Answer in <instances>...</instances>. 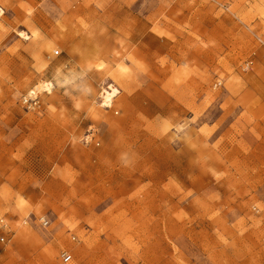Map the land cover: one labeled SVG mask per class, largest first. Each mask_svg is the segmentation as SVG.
I'll use <instances>...</instances> for the list:
<instances>
[{
  "label": "rangeland",
  "instance_id": "1",
  "mask_svg": "<svg viewBox=\"0 0 264 264\" xmlns=\"http://www.w3.org/2000/svg\"><path fill=\"white\" fill-rule=\"evenodd\" d=\"M252 143L264 0H0V264H264Z\"/></svg>",
  "mask_w": 264,
  "mask_h": 264
},
{
  "label": "built area",
  "instance_id": "2",
  "mask_svg": "<svg viewBox=\"0 0 264 264\" xmlns=\"http://www.w3.org/2000/svg\"><path fill=\"white\" fill-rule=\"evenodd\" d=\"M57 54V53H55ZM249 62H247L245 64V68L247 69L248 66H249ZM23 104H25L27 107H35L38 103V100L36 97H23V100H22ZM39 221L40 223L43 225V226H46L48 224V220L44 219V218H39ZM74 238V236L72 237ZM3 237L0 238L1 241H3ZM60 260L62 263L66 264V263H69L71 260H72V255L68 252V251H62L60 253Z\"/></svg>",
  "mask_w": 264,
  "mask_h": 264
},
{
  "label": "crops",
  "instance_id": "3",
  "mask_svg": "<svg viewBox=\"0 0 264 264\" xmlns=\"http://www.w3.org/2000/svg\"><path fill=\"white\" fill-rule=\"evenodd\" d=\"M246 142H247V144L249 143V139L248 138H247V141ZM254 149H255V151H254ZM254 153H264V145L257 144L256 146H254V144L252 143V145H251V151H249V154L252 155V157H251L252 161H251V163H247L248 165H251V167H253V164L255 163L254 157H253V154ZM9 164L14 165V161L12 160V162H10L9 158H7V166Z\"/></svg>",
  "mask_w": 264,
  "mask_h": 264
},
{
  "label": "bare ground",
  "instance_id": "4",
  "mask_svg": "<svg viewBox=\"0 0 264 264\" xmlns=\"http://www.w3.org/2000/svg\"><path fill=\"white\" fill-rule=\"evenodd\" d=\"M106 95L104 96V105L108 106L110 100L112 99V97L116 96V94H118V90L116 88H113L110 91H105Z\"/></svg>",
  "mask_w": 264,
  "mask_h": 264
}]
</instances>
